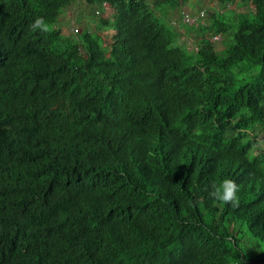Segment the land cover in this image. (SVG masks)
I'll return each instance as SVG.
<instances>
[{"label": "trees", "instance_id": "trees-1", "mask_svg": "<svg viewBox=\"0 0 264 264\" xmlns=\"http://www.w3.org/2000/svg\"><path fill=\"white\" fill-rule=\"evenodd\" d=\"M142 1L118 11L106 49L30 30L71 0L0 7V264H264V188L213 207L227 162L202 148L196 112L221 117L235 81L264 89V0H225L248 5L236 4L232 52L198 54L152 31Z\"/></svg>", "mask_w": 264, "mask_h": 264}, {"label": "clouds", "instance_id": "clouds-1", "mask_svg": "<svg viewBox=\"0 0 264 264\" xmlns=\"http://www.w3.org/2000/svg\"><path fill=\"white\" fill-rule=\"evenodd\" d=\"M5 1L8 2L6 8H4ZM75 1L77 0H71L66 7L59 10L51 23H48L44 17H36L29 25L30 30L43 34L53 31L54 36L60 37L64 45L76 46L78 50H82L84 43L89 45L97 43L105 48L115 32L109 24L115 21V15L119 10L123 11L131 3L130 0H81L84 9L77 11L75 20L70 21L63 14ZM154 1L158 2V6H154ZM163 1L142 2L148 5V10L154 17L149 21L150 29L158 34L163 28L164 40L170 47L178 51L185 50L188 54H198V50L206 44L215 52H232V49L226 48V45L232 44L230 36L236 29L232 24L235 23V18L238 17L236 14L239 13L236 4L242 6L240 1L230 3L225 0H177L178 4L172 10H166L161 5ZM194 2H199V6L191 9ZM16 4V0H3L0 7L9 13L15 9ZM182 5H185V9ZM230 5L235 7L230 8ZM106 7L110 11L103 13ZM245 9L242 6L240 12ZM174 11L176 16L173 15ZM225 13L231 15L230 23L223 16ZM66 20L70 23L64 27L63 22ZM214 21L217 27L222 25L224 31L216 30V27L212 26ZM116 24L118 26L117 22ZM209 24L210 27L205 30L198 29L199 25ZM43 38L44 36H41V41ZM7 60H9L8 55H0V64H7ZM198 68L202 71L208 68L215 69L212 63ZM227 89H235L238 92L232 94L236 96L235 104L226 109L221 117L196 111L202 119L201 133L197 137L202 139V148L212 146L222 150V156L227 162L220 166L208 190V196L213 200V207L216 209L223 204L231 205L233 208L238 207L240 203L238 192L242 193L244 200L251 198L258 200V195L264 188V89L258 79L251 78L235 81L231 86L224 87L225 91ZM240 97L260 108L258 118H253L252 114L255 110L250 109L247 102L241 101ZM244 117L247 118L243 119ZM243 120H249L247 125H242ZM221 169L224 171L221 172Z\"/></svg>", "mask_w": 264, "mask_h": 264}, {"label": "rangeland", "instance_id": "rangeland-1", "mask_svg": "<svg viewBox=\"0 0 264 264\" xmlns=\"http://www.w3.org/2000/svg\"><path fill=\"white\" fill-rule=\"evenodd\" d=\"M209 3L210 4H213V2H209ZM198 6H199V2H194L192 4V6H191V9H194V8H196ZM229 7L230 8H234L235 5H230ZM243 7L246 8V7H248V5H243ZM182 8L185 9V5H182ZM80 9H84V4H83V2L81 0H77V1L74 2V4L72 6H70V7H68V8L65 9L63 15L66 18H68L70 21L75 20V16L77 15V11H79ZM109 11H110L109 8L106 7V8H104L103 13H108ZM242 11H244V10H242ZM173 15L176 16V11L173 12ZM223 16L226 19H228L229 20V23H230V17H231V15L225 13ZM69 20H66V21L63 22V26L64 27H67L69 25V23H70ZM105 40H107V37H105ZM216 44H218V43H216Z\"/></svg>", "mask_w": 264, "mask_h": 264}]
</instances>
